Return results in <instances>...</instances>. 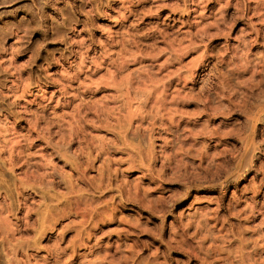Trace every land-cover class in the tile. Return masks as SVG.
<instances>
[{"label": "rangeland", "instance_id": "rangeland-1", "mask_svg": "<svg viewBox=\"0 0 264 264\" xmlns=\"http://www.w3.org/2000/svg\"><path fill=\"white\" fill-rule=\"evenodd\" d=\"M0 264H264V0H0Z\"/></svg>", "mask_w": 264, "mask_h": 264}]
</instances>
